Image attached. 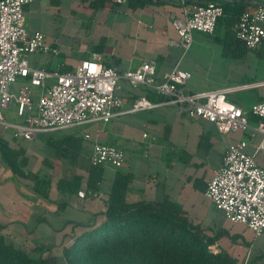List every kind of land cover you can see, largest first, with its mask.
<instances>
[{"label":"crops","instance_id":"1","mask_svg":"<svg viewBox=\"0 0 264 264\" xmlns=\"http://www.w3.org/2000/svg\"><path fill=\"white\" fill-rule=\"evenodd\" d=\"M37 1L52 5L49 0H34L25 8L26 18ZM83 1L92 10V15H98L102 30L98 35L90 36L80 51L79 61L69 64L61 59L60 52L58 56L49 55L44 62L34 55L29 59L32 67L46 70L64 66L77 68L82 61L99 55L105 66L120 73L135 70L145 62H154L156 78L162 81L167 73L179 66L192 75L186 86L190 92L234 89L227 95L228 100L248 114L251 127L245 132L224 135L213 123L190 119L172 106L160 105L151 110L121 115L106 124L92 123L63 131L76 130L66 135L82 140V165L91 164L93 145L101 143L116 146L124 152L123 167H104L100 189L90 196L86 194L87 173L83 168L56 157L45 158L42 163L49 170L37 172L51 177L49 199H44L34 191L35 180L28 178L26 171L24 176L14 175L0 155V190L4 193V197L0 195V215L5 220L11 214H18L16 229L25 230V225L31 221L37 222L36 225H50L61 244L69 223L88 224L93 215L105 209L115 179L121 172L132 178L127 193L129 203L168 198L183 207L194 225L211 237H218L210 247L214 253L226 252L234 264H264V233L256 236L246 226L231 223L205 196L208 183L221 168L224 155L233 143L246 142V153L254 156L257 164L264 168V148H260L262 135L254 130L258 119L249 114L254 104L264 102V42L256 50L246 49L243 57H226L222 42L216 40L217 37L223 40L224 31L213 35L194 32L192 46L184 51L172 24L173 17L182 18L192 4L244 1L248 3V10L264 5V0H152L143 7L136 6V2L131 4L130 0L121 4L108 0L99 9L91 8L94 0ZM29 25L26 23L28 30L35 32ZM101 43L104 44L102 51L96 52L95 47ZM237 67L242 70L240 75L234 72ZM212 72H218L215 75L220 77L219 81ZM202 79L205 82L202 83ZM21 85L19 83L16 87ZM120 85L117 95L123 101L124 109L131 107L141 96L153 103L161 101L153 90L133 86L125 80ZM86 135L90 139H86ZM61 167H64L63 172ZM75 174L84 176L79 190L85 193L83 199L78 193L63 194L57 189L62 177Z\"/></svg>","mask_w":264,"mask_h":264},{"label":"built area","instance_id":"2","mask_svg":"<svg viewBox=\"0 0 264 264\" xmlns=\"http://www.w3.org/2000/svg\"><path fill=\"white\" fill-rule=\"evenodd\" d=\"M33 1L0 0V127L13 131L15 137L31 140L39 134L92 123L106 124L121 115L160 105L172 106L190 119L213 123L224 135L250 129L248 114L228 100L227 95L234 89L190 92L186 86L192 75L179 66L162 81L156 78L154 62L120 73L105 66L99 55L82 61L75 70L66 73L59 71L61 67L53 70L32 67L31 56L59 55L58 49L50 46L42 33L30 32L26 26L25 8ZM112 1L121 4L126 0ZM223 15L222 4L208 3L192 4L182 18L173 17L172 24L184 51L192 46L194 32L213 35ZM234 31L246 49H258L264 42V5L246 10ZM122 80L155 91L161 101L153 103L141 96L124 109L117 95ZM19 83L22 85L16 87ZM33 88L39 89L37 96ZM4 113L14 114L21 123L7 121ZM249 114L258 119L254 130L262 135L260 148H264V102L254 104ZM246 147V142L228 147L221 168L207 185L205 196L231 223L242 224L261 236L264 233V168L246 153ZM124 163L125 154L116 146L93 145V166L120 169ZM78 196L83 199L85 193L80 191Z\"/></svg>","mask_w":264,"mask_h":264},{"label":"trees","instance_id":"3","mask_svg":"<svg viewBox=\"0 0 264 264\" xmlns=\"http://www.w3.org/2000/svg\"><path fill=\"white\" fill-rule=\"evenodd\" d=\"M49 1L52 5L61 2ZM107 2L94 0L90 6L99 9ZM132 2L143 7L153 1L130 0ZM222 6L224 15L219 19L215 32L224 31V38L220 40L217 37L216 40L222 42L226 57H243L247 50L236 38L234 28L247 10L248 3L234 1ZM103 47L101 43L95 51L101 52ZM73 70L75 68L64 66L59 71L66 73ZM47 146L55 150L57 160L68 161L85 170L86 194L92 196L98 193L104 167L82 165V140L72 135L49 137ZM0 155L16 176H24L26 171L27 176L36 182L34 191L38 196L49 199L51 177L29 170L30 160L24 148L0 136ZM83 178L81 174L62 177L57 189L63 194H77ZM131 181V175L119 172L105 209L93 215L88 224L69 223L56 254L34 257L0 236V264H234L226 252L214 253L210 249L218 237H211L194 225L178 203L168 198L129 203L127 193Z\"/></svg>","mask_w":264,"mask_h":264},{"label":"rangeland","instance_id":"4","mask_svg":"<svg viewBox=\"0 0 264 264\" xmlns=\"http://www.w3.org/2000/svg\"><path fill=\"white\" fill-rule=\"evenodd\" d=\"M45 3L44 1L35 2V4L31 6L32 8L27 18L25 16V23L30 24L29 26L34 30L42 33L48 43L51 45L53 44V47L58 49L62 56L61 59L67 60L69 64L74 65L81 58L80 51H82V48L87 44L90 36L94 37V35H98L102 30V27L99 25L100 19L98 15H92V10H89L90 8L85 5L87 3L83 0H61L58 5ZM35 57H38L41 62H44L48 60L50 56L35 55ZM234 72L240 75L242 70L237 67L234 69ZM216 73L218 72H212V76L219 81L220 77L217 78L215 75ZM216 80L209 79V81L212 82ZM203 82H205L204 79H202V83ZM33 90L37 96L39 94V89L33 88ZM4 116L6 120L11 123H21L19 118L14 114L8 115L4 113ZM75 131L76 130L39 134L31 140H24L15 137L13 131L3 130L0 127V134L6 140L26 150L30 160L29 170L33 173H37L41 170H43V172L49 170L42 161L45 158L54 159L55 157V150L47 146L48 138L61 137L69 132ZM63 171L64 167H61V172ZM0 195L4 197L3 190H0ZM10 207H12V204ZM37 215L38 214L35 213V216ZM17 217L18 214H11L4 220L0 215V236L4 237L8 243L24 249L34 257L41 254L48 255L57 253L60 242L59 239L56 238L55 232L51 229L50 225H45L44 223L36 225L37 222L31 221L25 225V230L21 228L16 229L14 227L17 225V221H15ZM53 224L54 226L56 225L55 221Z\"/></svg>","mask_w":264,"mask_h":264}]
</instances>
